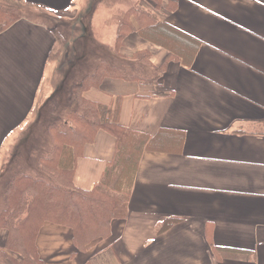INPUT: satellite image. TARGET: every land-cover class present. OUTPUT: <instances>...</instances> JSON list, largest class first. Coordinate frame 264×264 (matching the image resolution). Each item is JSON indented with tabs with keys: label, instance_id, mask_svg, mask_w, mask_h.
<instances>
[{
	"label": "crops",
	"instance_id": "1",
	"mask_svg": "<svg viewBox=\"0 0 264 264\" xmlns=\"http://www.w3.org/2000/svg\"><path fill=\"white\" fill-rule=\"evenodd\" d=\"M0 1L21 11L27 4L24 11L42 17L21 13L8 28L0 26V171L53 93L55 75L71 61L86 67L82 53L90 38L100 57L148 52L142 71L155 79L109 76L83 92L149 139L127 216L85 250L69 226L45 222L37 236L44 264H264V0L142 6L155 19L141 25L131 16L133 30L118 51L127 2ZM65 19L72 41V33H81L78 42L62 31ZM151 29L155 35H145ZM63 43H72V57L53 56ZM115 150L116 138L99 130L77 158L74 185L92 190L101 183ZM168 218L179 221L161 232Z\"/></svg>",
	"mask_w": 264,
	"mask_h": 264
},
{
	"label": "trees",
	"instance_id": "2",
	"mask_svg": "<svg viewBox=\"0 0 264 264\" xmlns=\"http://www.w3.org/2000/svg\"><path fill=\"white\" fill-rule=\"evenodd\" d=\"M151 1L155 7L162 3V0ZM16 6L0 4L2 30L21 18V9ZM131 16L136 17L141 25L155 19L144 7L130 8L119 31L117 51L125 35L133 30ZM162 28L175 34L168 26ZM149 34L155 35L154 30L145 33ZM149 57L146 51L138 52L132 58H123L115 52L100 57L92 69L87 66L72 69L65 80L72 79L67 99L60 98L55 86L48 100L36 110L37 121L49 144L46 150L34 144L31 141L34 129L30 126L13 153L16 162L9 168V178L0 193L3 198L0 230L7 231L5 244L0 245V264H44L37 236L47 221L69 226L75 245L85 250L93 240L110 235L114 219L127 216L134 175L149 138L121 125L118 113L113 116L106 105L88 100L83 92L99 87L109 76L153 82L155 79H150L142 71ZM99 130L116 138L115 155L101 183L92 190H84L74 185L75 165L84 146L94 141ZM29 145L30 155L36 158L37 172L34 173L27 172L25 164L20 161L24 159V148ZM178 221L166 219L160 231Z\"/></svg>",
	"mask_w": 264,
	"mask_h": 264
},
{
	"label": "rangeland",
	"instance_id": "3",
	"mask_svg": "<svg viewBox=\"0 0 264 264\" xmlns=\"http://www.w3.org/2000/svg\"><path fill=\"white\" fill-rule=\"evenodd\" d=\"M117 1H118V4H119V0H117ZM122 1L127 2L128 10L130 8H132V7H138V6L147 7L150 4L152 5L154 3L151 0H122ZM0 4L4 5V6H6V5L14 6V7L16 6V5H13L11 2L9 3L7 1H0ZM26 8H27V4H25L24 10ZM24 10L20 11V14L21 13L25 14V15L29 16L30 18H33V19H42L41 15H37V13L33 12L32 10L31 11L33 13H30V11L27 12V11H24ZM86 18H87V16L84 18V22L87 21ZM66 21H69V20L65 19V21H64L65 24L62 26L61 29H62V31H64L65 35L68 37V36H70V27H69L68 23H66ZM80 23L81 22L77 23V27L79 25V29H81L82 27H86V26H84L83 24H80ZM71 35H73L74 43H76V42H78L80 40V37H79L81 35L80 32L76 31V33H72ZM69 40L72 41L71 38H69ZM179 41H180V43L183 44V46L186 47V49L189 50L190 48H192V44H190L189 42L184 41V40H179ZM86 45H87V47H85L83 49V53H82V55H84V57H83L84 61L83 62L85 64V66H89V68H92L99 61V57H100L99 53L100 52L95 50V48H99L98 47L99 45H98V43H94L91 40V38L89 40V45H88V43ZM72 46H73L72 43H63L62 49H59L55 54H53V56L57 55L58 58H60L61 56L65 57V58L72 57V52H73ZM65 61H66V59H65ZM68 65L69 66L64 68V70H63L64 72L61 73V74L55 75V78L53 80V85H54V87L55 86L57 87V93L60 96V98L63 99V100L67 99L68 93L70 92L69 91V84H71L72 79H70V77H69V80H67V82H65V80H66L67 76L70 74L69 71L72 70L71 67L74 68V70L75 69L78 70L79 68H81L83 66L82 64L80 66H78L77 63H74L73 61H71ZM37 120L38 119L36 117V112H35V119L33 120L32 124H31V126H33V127H31V129H34V134L32 135V140L31 141L34 142V144H38L39 148H41L43 150H46L47 145L49 144V140H45L46 139V135L43 134V130L41 129V127H40V125H39ZM28 128H30V127H28ZM173 139H177V138L173 137ZM16 146H19V145H16ZM20 146H22V145H20ZM29 149H30V145L27 146L26 148H24V150H25V153L23 154L24 159H21L20 161L25 164V168L24 169L27 172L34 173V172H37L36 158L33 157L32 155H30ZM16 151L17 150L15 149V151L13 153H15ZM21 157H19V158H21ZM15 162H16V159L14 157V154H12L10 156V159H8L7 162H5V165H4L3 169L0 171V193L4 190V187H5V184L7 182V179L9 178V172H8L9 168ZM2 202H3V198H0V205H1ZM5 235L7 236V231L4 230V229L0 230V244L2 243L1 239H3V236L5 237ZM1 246H3V245H1Z\"/></svg>",
	"mask_w": 264,
	"mask_h": 264
}]
</instances>
